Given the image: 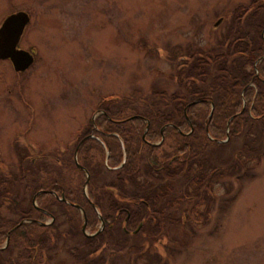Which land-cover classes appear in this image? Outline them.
Wrapping results in <instances>:
<instances>
[{
  "label": "rangeland",
  "instance_id": "1",
  "mask_svg": "<svg viewBox=\"0 0 264 264\" xmlns=\"http://www.w3.org/2000/svg\"><path fill=\"white\" fill-rule=\"evenodd\" d=\"M247 2L249 0H0V25L2 19L12 12L26 11L30 14L31 22L18 46L34 51V62L37 61L26 73H20L12 68L9 61L0 60V135L4 136L0 138V155L7 158L15 154L16 136L21 130L27 131L32 139H37L39 144L42 142L45 154L58 150L61 161L57 167L52 163H28L27 175L57 172L61 179L65 176L66 182L71 179V184L76 183L77 186L83 179L74 181L72 175L84 174L79 172L73 155L68 157L66 150L69 153L74 151L77 136L90 120H93L92 124L96 123L95 112L103 98L125 96L127 93H154V89L168 94L182 90L177 80L178 67L184 63L179 59L183 55L180 53L187 47L197 51L213 43L219 44L231 23L232 11L237 5ZM218 19L220 22L216 24ZM227 41L222 42V49ZM174 54L177 59L170 58ZM203 60L207 61V58ZM187 66L185 64L183 68ZM251 67L247 63L245 70L250 71ZM190 78L200 83L198 79ZM161 95L154 94L148 100H139L136 108L149 109L150 103L160 99L165 103L160 109H168L169 102ZM260 129L261 126L256 125L251 129V135H241L233 139V143L236 141L240 146L247 139L245 142L250 148L260 145L264 150V133L261 136ZM169 143L165 142L158 152L170 149ZM93 144L85 146L77 155V162L82 166V158L89 149L94 167L106 173L102 168L105 165L102 162L103 150ZM37 148L42 150L40 146ZM230 149L229 146L223 148L220 156L223 157L224 152ZM248 156L253 154H247L248 161L245 156L240 158L235 153L231 157L235 160L231 172L212 181L210 187H213L214 199L210 201L209 225L194 226L191 229L193 234H189L191 227L181 223L172 227L166 225L171 234L167 240L168 249L155 248L152 244L155 236L149 237L150 233L147 234L145 229L136 238H128L129 242L132 245L137 241L143 245L149 243L147 252L170 253L168 264H264V158L256 162L254 157ZM236 162L239 171L235 167ZM11 167L16 170L12 175H20L18 157L17 163L11 162ZM246 167L251 168L246 171ZM85 187L83 191L90 190V187ZM210 187H205V199L211 198ZM26 193L23 198L28 199L30 209L35 204L54 212L56 228L48 227L47 233L33 227L31 234L28 232L30 229L23 226L19 230L21 233L12 237L9 249L3 250L5 244L0 241L1 253L6 252L3 257L7 256L16 264H20L19 260L26 264L21 258L32 252L23 246V242H27L29 236L43 237L46 245L42 251L48 254V259L42 264H85L68 252V248L73 246L83 250L85 236L81 231L82 225L85 234L93 233L82 222V214L66 210L56 202H43L52 198L32 201L30 187ZM15 197L17 205L14 204ZM20 198L12 196L7 216L16 214L21 220L20 211L25 206ZM50 215L43 219L46 224L52 221ZM66 215L71 219L66 220ZM27 217L34 221L40 218L34 212ZM215 217L220 221L215 223ZM28 222L26 219L23 223ZM93 225L94 228L100 227V222L96 220ZM135 226L129 228L130 233ZM153 227L155 230L152 231L157 234L159 227ZM15 238L17 240L13 242ZM126 248L118 252L119 257L109 251L103 252L101 257L106 255L109 264H130L135 249ZM97 263L88 259V264Z\"/></svg>",
  "mask_w": 264,
  "mask_h": 264
},
{
  "label": "trees",
  "instance_id": "2",
  "mask_svg": "<svg viewBox=\"0 0 264 264\" xmlns=\"http://www.w3.org/2000/svg\"><path fill=\"white\" fill-rule=\"evenodd\" d=\"M263 13L264 0H249L247 3L237 5L231 13V23L227 26L226 34H223V39L222 41L220 40L221 42L217 41L218 43L220 42L219 44L213 43V45L209 47H201L196 52L188 53L189 59L186 63L188 65L189 62H191V64L187 68V71L184 70L187 73V77H185L187 86L185 88L179 76L183 70L178 71L177 77L179 86H183L182 90L177 89L169 94L165 91L158 93L156 89L153 90L154 93H148L149 95L132 93V95L113 101L112 106L115 108L113 111H109L108 108H105L114 117L127 118V113L137 109L136 105L139 103V100L145 101L152 98L154 94H162L161 96H165L163 99L169 102L168 108H174V110L166 115H160L158 113L159 115L145 116L150 123L149 136L147 135V139H158L160 137L158 129L165 122L177 127L184 126L183 128L186 129L192 128V131L184 135L181 132L175 131L173 125H171L172 127L166 128L164 139L166 142L170 141V149H164L159 155L158 151L163 147V143L158 146H151L142 142L141 131L145 125L142 119L126 120L123 123L124 129L120 132L118 131L119 134L122 132L123 138L128 137L126 134L128 127L135 124L132 127V130L135 132L137 126L139 124L141 126L138 132L139 136H137V132H135L136 136L132 139L136 146H140V148H130V146H127L131 142L127 139L126 146H124L126 163L119 169V171L125 174L123 175L124 182H130L129 187L135 188L129 191L126 187H123L118 193H107L108 187H106V189H100L96 186L97 188H95L90 183L91 192L89 197L92 203L85 199L82 194L76 195V198L82 199V201L71 198L72 193L67 194L65 190V198L67 200H71V202L76 201L80 206L87 205L89 207L90 213H88V211L86 212L87 226L93 228L94 221H98V217L91 205L101 209L105 203H110L106 208H108L107 210H113L119 205L131 204L135 203V201L142 203V200H144V203L160 204L164 206L180 203L179 201L183 194L186 196L199 194L198 190L210 187L214 178L219 180L220 177L231 172L230 169L234 165L235 160L231 158L229 152H224L223 157L220 156L221 152L224 151L223 148L227 146L234 147L236 149V155L240 158L241 156L247 158V154L249 153L253 154L252 157H254L256 162H258L261 157L264 158V150L260 148V145L250 148L248 143L245 142L247 139L243 140L244 142L240 146L236 141L233 143V139L241 135L244 137L246 134H248V136L251 135V129L256 125L261 126V136L264 133ZM225 41L227 42L222 49L221 45L224 44H222V42ZM206 58L207 61H204L203 59ZM256 62L258 63L255 67L254 64ZM247 63L252 65L250 71L245 70ZM211 68L213 69L212 71L210 70ZM256 71H258V74H256ZM190 77H192V79H198L200 83L197 84L196 81L190 80ZM250 82H252L254 87L249 85ZM157 100L159 101L150 103L148 108H157L160 110V107L165 103L161 102L162 100L160 99ZM243 101H245L244 110H242ZM104 106L103 104L100 105V107L103 108ZM250 106L254 117H250L247 112ZM185 107H187L186 115L183 113ZM211 110L212 114L210 116ZM102 121L104 123H109V121L105 119V116L102 117ZM227 130L229 141L224 144L216 143L214 138L223 139L226 136ZM152 131L154 134L150 135V133H153ZM255 132L254 130V134ZM207 133L213 138L212 140L208 137ZM85 146L86 145L80 149V152L84 150ZM141 146L143 148H141ZM140 149L146 150L139 153ZM107 150L109 151L108 163L111 166H117L121 162L123 156L121 148L119 145L111 143L107 145ZM85 157L84 155L82 158L84 160L82 167L88 170L85 164ZM136 158L140 163L139 173L140 175H146V178L141 177L138 180L136 179ZM236 166L239 171L237 162L235 163V167ZM235 167H233V169H235ZM100 170L101 169L90 167L88 171L91 174H97ZM83 182L84 180L80 181L76 187L81 188L80 185ZM62 187L61 185V191H63ZM182 188L186 189V191L180 192L179 190ZM198 196L197 197L203 203H206L205 198L201 195ZM47 197L49 196L40 195L39 199ZM43 202L46 204V199H44ZM72 208L74 211L79 210L76 207ZM32 212L40 218L36 219V221H34L33 218L28 219V223L14 229L10 234L9 245L6 250L10 248L12 237L21 233L19 230L23 226L30 229V231H28L29 233L33 232V227H35L34 230L39 228L43 231H46L48 227L52 229L56 228L55 224L42 225L40 223L43 221L44 217L49 214H51V217H54V212L49 210L38 211L35 208H29V210H27V215H31ZM133 214H135L134 218L139 219L140 216L137 215L142 216L144 212H142V214H140V212H133L132 215ZM9 229H2L0 241L5 240ZM42 235H44V233ZM101 237V234L92 238L85 237L83 250L74 246L73 248H68V252L75 260L84 261L85 264H88L86 257L90 252L97 253L103 250L101 244L96 241V238ZM28 239V243L25 242L23 246L32 253L42 250L44 245H46V241L43 237L31 238V236H29ZM14 240H17V238L13 239V242ZM89 247H92V249H89ZM110 250L117 252L120 249L113 250L111 248ZM105 251H109L108 247L105 248L103 252Z\"/></svg>",
  "mask_w": 264,
  "mask_h": 264
},
{
  "label": "flooded vegetation",
  "instance_id": "3",
  "mask_svg": "<svg viewBox=\"0 0 264 264\" xmlns=\"http://www.w3.org/2000/svg\"><path fill=\"white\" fill-rule=\"evenodd\" d=\"M26 12V11H25ZM15 13V12H12ZM10 13V14H12ZM28 13V12H27ZM8 14V15H10ZM29 17L30 14L28 13ZM7 17V15L4 17V19ZM1 21V24L3 22V20ZM30 22H31V17H30ZM30 22L26 25L25 29H27L28 25L30 24ZM263 35V34H262ZM185 61V60H184ZM187 61H185L184 63H182L183 65H180L178 68H180V70H183V72L179 75L181 78V82L184 86V88L187 86V80L185 77H187V73L184 70H187V68L189 67V64L187 66V68H183V66H185V64ZM191 64V62H190ZM29 70V69H28ZM28 70H25L24 72H20V73H26ZM179 71V70H178ZM177 73V72H176ZM184 77V78H182ZM252 82L249 83V85L251 86ZM183 86L182 89H183ZM10 93V92H9ZM105 105L104 108L100 107V105ZM98 105V109L95 112V124L93 123V120L89 121V123L87 125H85V127H83V130L80 131L79 135L76 138V144L74 145V151H72V153H69V150H66V153L68 157H70V155L72 154L73 159H75V163H76V158L77 155H79L80 153V149L82 147H84V145H89V144H95V146H99L100 148H102L103 153H104V157L102 162H105V165H102V168H104V170H106V173H103V170L101 168L100 172L95 174V173H90L88 170L89 168H94V161L92 159H90L89 155H90V151L89 149H87L85 151V156L86 161V167L88 168V170L84 167L83 169L79 170L82 171V173L84 175H72L74 177V181L77 179H83L84 182L80 185L81 188L76 187L75 184H71V179H69V181H65L64 177H62L61 179V175H58L57 172L54 173H48L46 172L47 175H30L28 176V169H29V164L28 163H33V164H39V163H52L54 166H59V163H61L60 161V153L58 150L53 149L49 152H47L46 154L44 153L43 150V146L41 144H39V141L35 138H31V134L29 132H23V130L19 131L18 136H16L15 140H14V150H15V154L8 156L7 158L5 156L0 155V164H3L2 166L0 165V237L2 236V229H9L8 233L11 231L12 232V228H17V227H21L23 225V222L27 219H31L30 217H27V210H29V206L27 204L28 200L26 197L23 198L25 195H27L28 193L27 190L30 187V191H32V201H36L40 198V195H47L49 196L48 198H52V199H46L47 202H53V203H57L59 206L65 208L66 210H73L74 209L72 207H76L77 209H79L78 211L82 214V222L86 221V227L87 229H90L92 232H96L97 235L101 234L102 237L101 238H96V241L98 243L101 244L102 246V251L97 252V253H92L90 252L88 254V256L86 258L90 259V260H96L99 262V264H109V260L107 259V256L105 255L104 257H101V253L105 250V248L108 247L109 253L110 254H114L115 256L119 257V253H121L126 247V250H130L132 248H134V252H132L131 254V263L130 264H168V260L171 259V255L170 253H160L159 251H155V252H147L146 247L149 245V243H146V245L143 243H141L140 241L135 244H131L128 240V238H136L144 229L145 232H147V234L150 233L149 237H153L155 236V238L153 239V243L155 248L157 246H161L164 249H168L170 247V245L167 243V240H169V236H171V234H169V228L166 229V225H171L175 226L178 225V223H181L185 226H188L190 228L189 234H193L192 232V228L196 227H201V226H207L209 225V220H211V214L209 213L210 208V201L214 199V194H212L213 191V187L209 188V195L211 198H206V203H203L198 197V195H201L204 198V189H200L198 190L199 194H192V195H188L186 196L185 194H183L182 198L180 199V203H175L172 205H160V204H148V203H144V200H142V203L136 202L135 203H131V204H126V205H119L116 209L113 210H107L108 208H106L107 206L110 205V203H105L101 209H99L97 206V209L99 211V213H97V211L95 210V207L93 205H91V207L94 209L97 217H98V221L100 222V227L97 228H91L89 226H87V219H86V212L88 211V213H90V209L87 205L84 206H80V204H78L76 201L71 202V200H67L65 198V190L68 193H72V197L71 198H75L77 199L76 195H84L85 199H87L90 203L91 199H90V192L91 190H87L86 192L83 191L84 187H90V183L97 188L96 186H98V188L100 189H106V187H108L109 189L107 190L109 192H119L123 189V187H126V189H128L129 191L131 189H134L135 187H129L130 182L126 181L124 182L123 180V175H125L123 172L119 171V169L126 163V157H125V147L126 146V141L127 139L130 140L131 142L127 145L130 146V148H140V146H136V144L134 143V140H132L134 138V136H136L135 132H137V136H139V131H140V124L137 126L135 132L132 130V127L135 125H132L131 127H128V131H127V138L124 137L121 134H119V132L124 129V125L123 123L126 120H138V119H142V121L145 123V125L143 126V129L141 131V139L142 142L149 144L151 146H158L161 145L163 143V145L165 144V139H164V132L166 131V128L168 127H172L168 122H165L163 125H161V127L158 129L159 130V135L160 137L156 140H148L147 135L149 132V126L150 123L149 121L145 118L146 115H166L167 113H170L174 110V108H168V109H160L158 110L157 108H143V109H136V110H132L131 112L127 113L126 115L128 116L127 118H117L112 116L109 111H113V109H115L112 105L113 102L108 101L105 103H102ZM252 106V105H251ZM251 106L249 107V109H247L248 114L250 115V117H253L251 114ZM105 108H108L105 109ZM245 109V101H243V105H242V110ZM159 113V114H158ZM183 113L184 115H186L187 113V107H185L183 109ZM105 116V119L109 121V123L107 122H103L102 121V117ZM94 118V117H93ZM174 126V125H173ZM182 127H177L174 126L175 131L181 132L182 134L186 135L187 133L192 131V128L186 129ZM119 131V132H118ZM84 132V133H83ZM153 132V131H152ZM125 133V132H124ZM154 132L150 135H153ZM156 134V132H155ZM81 136V137H80ZM149 136V135H148ZM3 134L0 135V138H3ZM13 140V139H12ZM212 140V139H211ZM214 140L216 141V143H221L219 142L221 139H217L214 138ZM229 141V137L228 139L225 141L227 142ZM114 143L119 145V147L121 148V152L123 154L121 162L117 165V166H111L108 163V157H109V151L107 150V145ZM93 144V145H94ZM71 145V143H70ZM40 146L41 149H38L37 147ZM141 148H143L141 146ZM263 149V148H262ZM146 149H140L139 153L142 151H144ZM106 152H107V156H106ZM229 154L231 155V157H234L235 153H236V149L233 147H231V149L228 151ZM158 154L160 155L161 152H158ZM162 156V155H161ZM17 157H18V161L20 164V175H12V173L14 174V172L16 170L13 171L12 167H11V162L15 161V163H17ZM105 157H107V160L105 161ZM249 158H251L252 156H248ZM12 159V161H10ZM66 159V158H65ZM147 159V158H146ZM64 160V158H63ZM148 160V159H147ZM8 162V163H6ZM136 166H135V177L138 180L139 178H146V175H140L139 173V167H140V163L138 162L137 158L135 160ZM102 164V163H101ZM101 164L100 167H101ZM77 165V163H76ZM51 167H49L50 169ZM251 167H246V171L250 170ZM56 170H58V168H56ZM108 170V171H107ZM112 172H111V171ZM120 173V174H119ZM98 174H105V175H98ZM243 175H246L243 173ZM251 175V174H250ZM18 179V183L16 182V180ZM15 180V184H12V181ZM107 180V182H106ZM108 183V184H106ZM105 184V185H104ZM61 185L62 190L61 191ZM217 185H219V182L217 183ZM114 190V191H113ZM180 192H184L186 191V189H181L179 190ZM30 193V192H29ZM201 193V194H200ZM107 195V194H106ZM12 196H21L20 200L22 202V204L25 206L24 209H22L20 211V216H21V220H18L16 217V214L13 215V217H9L6 215V212L8 209H11L10 204L13 201L11 198ZM198 196V197H197ZM52 200V201H50ZM54 200V201H53ZM82 201V199H77ZM122 200V199H121ZM63 204H62V203ZM185 202L187 203V206L185 205ZM20 203V202H19ZM77 203V204H76ZM15 205H17V200L15 197ZM33 207L35 209H37L38 211H43L46 208H41L40 205H35L32 204ZM229 205H227L228 207ZM8 208V209H7ZM22 208V207H21ZM105 210H104V209ZM101 210V211H100ZM104 210V211H103ZM107 210V211H106ZM48 211V210H47ZM212 211V210H211ZM75 212V211H74ZM133 212H140V214H142V212H144V214L141 215H137L140 216L139 219L134 218ZM219 212V211H218ZM12 215V212L11 214ZM124 216V219H122V217ZM48 216L44 217L47 218ZM71 219L69 218L68 215H66V220ZM216 220H214L215 223L220 221L219 217H215ZM23 220V221H22ZM44 221V220H43ZM65 221V220H64ZM56 222V218L55 216L52 218V222L50 224H55ZM171 223V224H170ZM176 223V224H174ZM214 223V224H215ZM71 224V220L70 223ZM174 224V225H172ZM56 225V224H55ZM136 225V226H135ZM135 229L132 230L130 233L129 228L130 227H134ZM153 226H157L158 228V233L156 234V232L152 231L155 230ZM153 229H152V228ZM85 229V228H84ZM82 233L83 232V227L81 229ZM141 231V232H140ZM7 233V234H8ZM58 233V231H57ZM66 233V232H65ZM64 233V235L62 233H59L60 236H66ZM6 234V237H7ZM90 235V234H88ZM96 235V236H97ZM116 235H118L119 237H117ZM68 236V235H67ZM94 236V237H96ZM161 237H163V239H161ZM116 238V239H115ZM128 241V242H126ZM25 243V241L23 242V244ZM169 245L168 247L167 244ZM8 248V246H7ZM120 249L118 250L116 253L113 252L110 249ZM89 249H92V247H89ZM119 252V253H118ZM6 253V252H5ZM4 252L1 253L0 251V259H2V261L0 262V264H16L14 260H10L9 258L3 257ZM25 253V252H24ZM26 254V253H25ZM118 254V255H117ZM7 255V254H6ZM48 254L42 250L40 251H36L30 254H26L23 258H21L22 260H24L26 264H42V262L45 263L46 258L48 259ZM87 259V260H88ZM19 263L22 264V262L19 260ZM112 264V263H111Z\"/></svg>",
  "mask_w": 264,
  "mask_h": 264
},
{
  "label": "water",
  "instance_id": "4",
  "mask_svg": "<svg viewBox=\"0 0 264 264\" xmlns=\"http://www.w3.org/2000/svg\"><path fill=\"white\" fill-rule=\"evenodd\" d=\"M28 21L26 13L18 12L8 16L0 28V59H10L16 71L25 70L33 61L28 52L16 49Z\"/></svg>",
  "mask_w": 264,
  "mask_h": 264
}]
</instances>
